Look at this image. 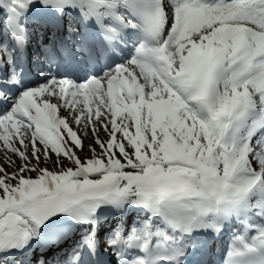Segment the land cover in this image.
Listing matches in <instances>:
<instances>
[{
  "label": "snow or ice",
  "instance_id": "obj_1",
  "mask_svg": "<svg viewBox=\"0 0 264 264\" xmlns=\"http://www.w3.org/2000/svg\"><path fill=\"white\" fill-rule=\"evenodd\" d=\"M0 7L19 47L27 43L19 19L38 12L45 21L35 65L17 71L24 76L15 91L0 81V264H21L17 254L53 216L85 223L101 205L123 203L146 216L142 232L123 237L135 251L104 243L116 264H207L182 237L219 233L212 217L244 207L258 222L234 236L224 264H264V0H0ZM166 22V38L136 43L114 62L130 30L155 38ZM4 65L12 71L0 47ZM33 66L43 80L28 86ZM88 250L96 255L93 244ZM69 264H85L79 251Z\"/></svg>",
  "mask_w": 264,
  "mask_h": 264
},
{
  "label": "bare ground",
  "instance_id": "obj_2",
  "mask_svg": "<svg viewBox=\"0 0 264 264\" xmlns=\"http://www.w3.org/2000/svg\"><path fill=\"white\" fill-rule=\"evenodd\" d=\"M35 49H36L37 51H38V49H39L38 42L35 43ZM38 52H40V51H38ZM89 76H91V75H89ZM130 211L133 212V209H131ZM53 217H54V216H53ZM114 221H115V222H114ZM110 222H112V223H111L110 228L108 229V231L115 230L116 228H114V227H116L115 225L117 224V218H116V217L112 218V219L110 220ZM161 227H162V225H161ZM115 231H116V230H115ZM59 234H60V232H59L58 230H54V231H52V233H51V235H54V236H58ZM205 251H206V250H205ZM33 252H34V249H33L31 252H29L28 255H27L26 257L31 256V255L33 254Z\"/></svg>",
  "mask_w": 264,
  "mask_h": 264
},
{
  "label": "rangeland",
  "instance_id": "obj_3",
  "mask_svg": "<svg viewBox=\"0 0 264 264\" xmlns=\"http://www.w3.org/2000/svg\"><path fill=\"white\" fill-rule=\"evenodd\" d=\"M2 25H3V23H1ZM3 27H4V25H3ZM1 26H0V30H1ZM2 30H4V28L2 29ZM168 34V33H167ZM166 37H167V35H166ZM42 80H43V78L42 79H39V80H37L35 83H38V82H42ZM32 85V84H31ZM31 85H29V86H31ZM61 114H63V113H61ZM75 127V126H74ZM85 142V144H87L88 143V141L87 140H85L84 141ZM97 151H99V149H97ZM52 167V165L51 164H49V168H51ZM54 218H56V217H51V219H50V221L51 220H53ZM127 226H129V223H128V225ZM132 227V225H130V228ZM37 257V255H34L33 257H32V260H34L35 261V258ZM50 259V258H49ZM51 260V259H50Z\"/></svg>",
  "mask_w": 264,
  "mask_h": 264
},
{
  "label": "trees",
  "instance_id": "obj_4",
  "mask_svg": "<svg viewBox=\"0 0 264 264\" xmlns=\"http://www.w3.org/2000/svg\"><path fill=\"white\" fill-rule=\"evenodd\" d=\"M4 13H3V11L0 9V15H3Z\"/></svg>",
  "mask_w": 264,
  "mask_h": 264
}]
</instances>
